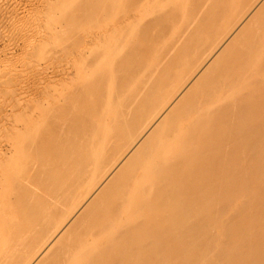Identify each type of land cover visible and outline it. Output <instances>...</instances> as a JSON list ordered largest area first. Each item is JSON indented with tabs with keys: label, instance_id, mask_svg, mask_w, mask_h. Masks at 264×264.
<instances>
[{
	"label": "bare ground",
	"instance_id": "6f19581e",
	"mask_svg": "<svg viewBox=\"0 0 264 264\" xmlns=\"http://www.w3.org/2000/svg\"><path fill=\"white\" fill-rule=\"evenodd\" d=\"M0 264H264V0H0Z\"/></svg>",
	"mask_w": 264,
	"mask_h": 264
}]
</instances>
